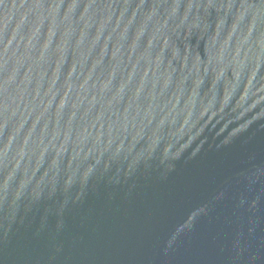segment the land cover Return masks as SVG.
Instances as JSON below:
<instances>
[{"label":"water","instance_id":"obj_1","mask_svg":"<svg viewBox=\"0 0 264 264\" xmlns=\"http://www.w3.org/2000/svg\"><path fill=\"white\" fill-rule=\"evenodd\" d=\"M0 264H264V0H0Z\"/></svg>","mask_w":264,"mask_h":264}]
</instances>
